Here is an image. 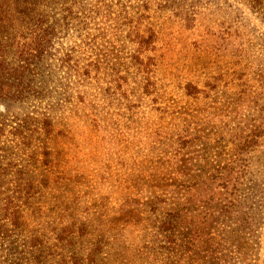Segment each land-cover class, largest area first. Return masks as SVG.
<instances>
[{
	"label": "rangeland",
	"instance_id": "1",
	"mask_svg": "<svg viewBox=\"0 0 264 264\" xmlns=\"http://www.w3.org/2000/svg\"><path fill=\"white\" fill-rule=\"evenodd\" d=\"M106 2L0 82V264H264V142L231 129L264 102V9Z\"/></svg>",
	"mask_w": 264,
	"mask_h": 264
},
{
	"label": "trees",
	"instance_id": "2",
	"mask_svg": "<svg viewBox=\"0 0 264 264\" xmlns=\"http://www.w3.org/2000/svg\"><path fill=\"white\" fill-rule=\"evenodd\" d=\"M106 1L0 0V82L3 83L2 87L6 86L4 84H14L15 79L17 82L23 80V74L29 70L33 57H43L48 54L51 49L50 42L59 32L67 29L71 24H83L91 16L90 12H99L98 8L107 3ZM249 2L254 10L264 9V0H249ZM145 8L147 10V6ZM142 16L147 17L148 15L144 12ZM127 36L131 42L138 45L136 57L138 56L139 67L147 70L146 66L152 63L153 56L149 55L147 58L149 61L146 62L140 56L156 50L158 42L156 31L150 27L143 32L130 31ZM75 49V47L66 49L67 60L65 62L67 64H70V56H72V50ZM9 55H12V60H9ZM4 89L9 91L10 88ZM199 92H201L199 88L192 84L187 85L189 95L196 96ZM231 129L233 142L240 152H246L264 142V102L254 117L238 121ZM48 131L51 133V130ZM192 140L193 138L188 135L181 137L177 155H180ZM224 168L218 169L214 177L227 182L228 169L225 172L222 170ZM12 203L10 200L6 205L7 209ZM15 209L12 212L18 219L19 210ZM246 223L248 225L245 226L249 227V222L246 221Z\"/></svg>",
	"mask_w": 264,
	"mask_h": 264
}]
</instances>
